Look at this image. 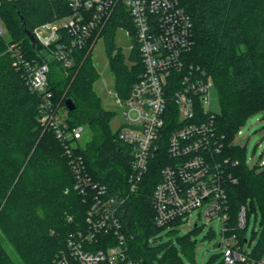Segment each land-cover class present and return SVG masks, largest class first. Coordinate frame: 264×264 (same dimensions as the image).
Segmentation results:
<instances>
[{"label": "trees", "instance_id": "obj_1", "mask_svg": "<svg viewBox=\"0 0 264 264\" xmlns=\"http://www.w3.org/2000/svg\"><path fill=\"white\" fill-rule=\"evenodd\" d=\"M180 1L192 20L194 45L187 62L204 69L219 90L221 110L214 122L224 142L218 157L230 175L229 224L236 228L242 205L250 218L255 212L260 231L254 230L250 240L245 231L237 233L242 242L247 240L249 256L258 261L264 258V166L247 163L246 149L235 143V136L250 115L264 110V0ZM70 12L67 0H2L0 5L10 30L9 38L0 37V264H55L66 250L70 234L89 228L92 197L75 188L72 155L55 131L40 123L41 99L26 84L24 71L15 65L9 50L17 44L27 56L37 58L23 22L33 31ZM119 27L130 29L133 43H137L131 18L121 9L101 36L115 73V91L125 99L144 72V64L136 46L126 58L116 45ZM88 50H75L73 67L51 60L50 88L55 101L66 110L68 98L75 102V109L68 110L70 126L88 124L92 130V139L85 146L77 141L73 154L82 157L91 178L120 200L129 188L132 150L112 128L116 111L102 104L93 87L99 73ZM162 154L165 149L159 156ZM159 156L141 187L118 202L116 217L127 233L133 257L143 258L145 264H183L175 243L160 242L158 234L166 227H158L154 220L153 192L164 163ZM178 238L192 255L190 237ZM95 240L91 247L106 246L104 235Z\"/></svg>", "mask_w": 264, "mask_h": 264}, {"label": "built area", "instance_id": "obj_2", "mask_svg": "<svg viewBox=\"0 0 264 264\" xmlns=\"http://www.w3.org/2000/svg\"><path fill=\"white\" fill-rule=\"evenodd\" d=\"M67 2L69 14L44 22L33 30L42 47L53 56L52 60L61 62L66 68L75 65V50L89 47L88 52L92 53L117 10L127 14L135 27L137 43H133L131 49L138 48L144 72L128 97L123 99L116 91L114 96L121 108L119 139L131 146L133 155L129 188L121 202L141 187L151 163L165 149V154L159 156L164 163L153 192L156 225L178 228L189 213L198 209L200 216L195 227L202 225L201 216L209 220L221 219L222 238L218 246L222 249L224 264H264V258L255 261L249 256L250 246L245 247L247 240L242 242L237 233L238 230L246 231L250 222L246 205L239 210L236 228L229 224L227 177L230 175L226 174L218 157L224 142L214 122L216 111L210 104V92L215 84L204 69L187 62L194 39L191 17L181 1ZM42 28L48 30L40 31ZM127 33L132 38L130 29ZM6 35L0 14V37ZM9 50L15 65L24 71L26 84L41 99L40 123L52 128L72 155L75 188L93 200L87 217L89 228L70 234L67 248L58 255L55 264H145L143 258L132 256L127 233L116 217L119 198L110 195L106 186L91 178L82 157L73 154V147L82 137L83 125L72 127L68 116L61 114L64 106L55 101L50 88V62L42 64L37 58L27 56L17 44L10 45ZM100 235H104L106 246L91 247Z\"/></svg>", "mask_w": 264, "mask_h": 264}, {"label": "rangeland", "instance_id": "obj_3", "mask_svg": "<svg viewBox=\"0 0 264 264\" xmlns=\"http://www.w3.org/2000/svg\"><path fill=\"white\" fill-rule=\"evenodd\" d=\"M7 35L9 38L10 30L5 24ZM48 29L42 28L40 31L46 32ZM128 29L119 27L115 34L116 45L122 49L126 58L129 57L133 40L127 33ZM92 59L99 73V77L95 81L93 87L101 98L102 104L110 110L116 111L111 124L114 131L121 128V108L115 102V73L113 72L110 59L106 51L103 39H100L93 51ZM211 108L220 112L221 104L219 99V90L214 85L210 92ZM61 114L68 116V109L62 107ZM83 125L82 137L78 140L82 146L92 139L93 133L88 124ZM241 133L235 136V143L245 147L247 163L251 167H262L261 162L264 161V110L258 111L250 115L240 128ZM251 200L249 199V203ZM259 209V208H258ZM260 212V210H259ZM261 214V212H260ZM200 211L198 209L192 211L183 219V223L178 228L169 226L163 229L159 234L160 242H173L179 250L184 262L190 260L193 264H224L222 261V249L218 243L222 238V223L220 218L207 219L201 216L202 225L195 227V221L199 218ZM255 212H252L250 222L246 229V237L251 239L254 230L260 231V223L256 221ZM177 229V230H176ZM189 236L193 242V253L189 254L187 249L181 243L178 237ZM249 245H245L246 249Z\"/></svg>", "mask_w": 264, "mask_h": 264}, {"label": "water", "instance_id": "obj_4", "mask_svg": "<svg viewBox=\"0 0 264 264\" xmlns=\"http://www.w3.org/2000/svg\"><path fill=\"white\" fill-rule=\"evenodd\" d=\"M23 27L25 30V33L27 34L30 43L32 44V47L36 53L37 59L42 63H48L53 59V56L51 54H49L43 47L42 45L39 43V41L37 40V38L35 37L33 31L29 30L28 28L25 27V23L23 22ZM65 106L67 107V109L69 111H72L75 109L76 105L75 102L71 99L68 98L65 101Z\"/></svg>", "mask_w": 264, "mask_h": 264}]
</instances>
